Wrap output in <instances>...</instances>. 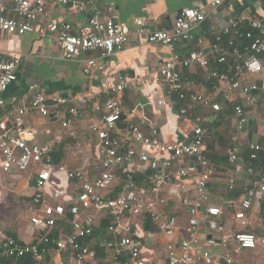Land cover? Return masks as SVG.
Returning a JSON list of instances; mask_svg holds the SVG:
<instances>
[{
	"label": "built area",
	"instance_id": "built-area-1",
	"mask_svg": "<svg viewBox=\"0 0 264 264\" xmlns=\"http://www.w3.org/2000/svg\"><path fill=\"white\" fill-rule=\"evenodd\" d=\"M99 0H0V33L23 36L36 33L52 36L65 60H76L90 55L85 61L84 73L98 80L96 94L48 96L37 84L31 86L32 98L18 100L9 105L5 92L18 79L21 59L0 56V176L24 173L38 167L37 192L29 205L31 224L45 232L40 242L23 243L13 237L0 235V260L31 257L34 264H50L46 255L52 241L50 235L58 229L67 212L75 217L71 234L56 242L58 252H70L75 261H96L97 252L85 240L92 237L96 228L95 212L110 220L103 235V245L112 252V261L124 264H154L144 256L143 245L133 224V219H147L165 238L166 264H234L230 252L233 244L241 250H255L257 236L246 231V216L259 198L264 201V176L245 188L246 196L237 206L230 202L225 208L210 205L209 183L218 175V168L205 154L207 130L201 119L195 118L192 107L181 108L179 119L186 137L173 142L164 141L160 129L147 112L139 123H131L122 132L118 125L125 114L122 95L129 88V79L110 72L112 57L125 48L132 35L131 29L120 20L113 5L107 14L96 10ZM57 2L71 14H90L87 25L76 27L72 22H52L37 26L47 6ZM225 5L233 8L231 0H211L202 8H189L179 13L171 29L151 32L148 43L165 46L171 58L162 60L156 72L163 96L160 105H167L172 95L201 107L221 111L211 98L194 92L191 83L183 79L179 68H200L208 72L213 91L224 93L226 100H243L256 105L264 97V86L254 80L264 72V18L223 20L217 11ZM208 30L201 26L211 21ZM135 24L146 27V19ZM212 36L210 49L204 47ZM209 40V39H208ZM180 43L195 45L186 57L178 54ZM223 68L212 67V64ZM189 92V96L186 94ZM96 100L95 111L100 120L89 127L96 136L98 154L102 160L98 175L91 177L81 170H68L53 162V144L38 145L31 142L32 132L25 128L29 113L43 117H62L65 113L77 116L79 109ZM143 110V107H142ZM237 126L242 130L247 124L243 104L234 106ZM73 119H65L66 136L77 137L72 129ZM119 134L120 136H118ZM139 146V147H137ZM250 162L256 161L264 150L263 144H248ZM227 158L234 173L254 175L252 165L243 159V147L235 132L227 147ZM145 175V187H138L137 173ZM57 172L80 185L77 203L68 211L63 205H51L45 193ZM118 184H122L118 185ZM123 188L116 193V188ZM236 178H230V190H235ZM115 189V194H114ZM188 211L186 237L177 240L178 217L168 213L171 203ZM235 211L238 230L229 229L222 221L224 209ZM264 209V206H263ZM87 216L80 218V214ZM1 224V223H0ZM220 250L221 253H214ZM63 264V263H61Z\"/></svg>",
	"mask_w": 264,
	"mask_h": 264
},
{
	"label": "crops",
	"instance_id": "crops-1",
	"mask_svg": "<svg viewBox=\"0 0 264 264\" xmlns=\"http://www.w3.org/2000/svg\"><path fill=\"white\" fill-rule=\"evenodd\" d=\"M211 0H99L96 10L107 14L110 5H113L120 20L131 29L132 35L128 44L112 57L110 72L113 75L122 74L129 79V88L122 95L125 109L123 121L118 125V132H122L131 123H139L144 112L154 120L160 129L161 138L167 142L186 137V131L179 119L181 108L192 107L195 118L201 119V126L207 130L205 140V154L212 164L218 168V175L209 183L210 205L223 207L230 202L237 206L245 198V188L252 185L256 180L264 176V150L259 153L256 161L250 162L248 144L264 145V97H261L256 105H249L243 100L228 101L224 93L213 91L212 83L207 71L200 68L187 69L180 67L179 71L183 79L189 81L194 89L203 96L211 98L213 103L221 106V111L215 113L212 108H205L193 104L190 99L181 100L172 95L166 98L167 105L159 104L163 96L161 83L158 81L156 72L162 60L169 59L172 53L165 46L148 43L151 32L161 29H171L174 22L185 9L202 8L210 4ZM233 8L228 5L217 11V17L223 20L242 18H264V0H231ZM90 14H71L69 9L57 2L47 6L45 13L40 17L37 26H45L49 23L72 22L76 27L85 26ZM137 19H146L147 25L141 28L135 24ZM211 21L204 23L200 30H208ZM209 39V40H208ZM204 47L210 49L213 38L210 35ZM195 49V45L180 43L177 52L186 57ZM0 56L18 57L21 65L18 69V79L5 92L4 98L9 105L18 100L32 98L30 88L37 84L48 96H74L96 94L99 85L98 80L84 73L85 61L90 55H83L76 60H65L60 48L52 36H40L36 33H28L23 36H10L0 33ZM212 67L223 68L216 63ZM254 80L264 86V72ZM189 96V92L186 93ZM96 100L80 107L77 116L68 113L62 117H43L38 113H29L25 119V128L32 132L29 136L31 142L54 146L64 144L54 154V163L64 166L68 170H81L86 175L96 177L101 165L98 154L97 138L90 133L89 127L99 123L100 116L95 111ZM243 104L247 114V124L240 130L237 126L234 114L235 104ZM143 107V110H142ZM72 118V129L77 137L66 136L67 130L62 122ZM235 132L239 138V144L243 147V159L252 165L255 174L244 172L236 175L228 162L227 147L231 142V134ZM120 136L119 134H117ZM60 145V146H61ZM59 146V147H60ZM139 147V146H137ZM38 167L24 173H12L8 176H0V235L4 237L15 236L23 243L40 242L45 232L34 227L30 219L23 218L22 201L32 202L36 189V177ZM151 171H141L137 177L149 175ZM236 178L235 190H230V178ZM121 185L122 184H118ZM147 184H144V187ZM116 188V193H117ZM123 188H121V193ZM80 185L76 181L69 180L66 173L57 172L51 179L45 193L51 198V205H63L66 210L77 202ZM117 193V194H118ZM115 194V189H114ZM264 201L258 199L253 208L247 214V229L258 238V247L255 250H241L233 244L230 252L234 257V264H264ZM171 214L178 217L179 231L177 240L186 237L188 211L185 207ZM25 211V210H24ZM30 215L29 208L25 213ZM96 228L92 237L85 240L91 243L97 252L96 261L83 263L73 259L70 252H58L55 247H50L46 259L50 264H115L112 261V252L102 243L105 230L110 225V220L101 213L95 212ZM87 216L80 214V218ZM75 219L67 212L66 218L59 222L57 229L58 237L65 239L71 234V222ZM107 221V227L103 223ZM223 223L231 230H238L239 222L235 218V211L224 209ZM149 220L136 218L133 224L137 229L144 256L154 264L167 263V251L165 238L159 232L152 229ZM56 232V231H55ZM14 238V237H13ZM101 249H104L101 252ZM100 250V251H99ZM221 253L220 250H213ZM103 254V255H101ZM125 255L120 263L128 261Z\"/></svg>",
	"mask_w": 264,
	"mask_h": 264
},
{
	"label": "trees",
	"instance_id": "trees-1",
	"mask_svg": "<svg viewBox=\"0 0 264 264\" xmlns=\"http://www.w3.org/2000/svg\"><path fill=\"white\" fill-rule=\"evenodd\" d=\"M60 145H57L54 148V151H53V160H54V154L57 152V149L58 148L62 149L64 147V144H62L61 146ZM53 162H55V161H53ZM54 164H56V163H54ZM145 183H146V181L144 180V178L139 175V177L137 179V185H138V187H143V185ZM120 190H121V186L118 187L117 193L120 192ZM176 206L177 205H176L175 202L171 203V206H170L169 209H167V211L169 210V212L171 214L176 213L179 210V209L176 208ZM149 224L152 226V229L154 231L158 232L157 229H156V227L153 226L151 222H149ZM107 225H108V222L105 221L103 223V228L104 227H107ZM55 231H53L52 234L50 235V238H51V241L52 242L49 245H46L47 248L56 247V242L58 241L59 237H58L57 230H55ZM13 237L16 238L15 236H13ZM103 251H104V249H101V252H103ZM101 255H103V254H101ZM0 264H34V263H33V260L31 259V257H24V258H16V259H1L0 260Z\"/></svg>",
	"mask_w": 264,
	"mask_h": 264
},
{
	"label": "rangeland",
	"instance_id": "rangeland-1",
	"mask_svg": "<svg viewBox=\"0 0 264 264\" xmlns=\"http://www.w3.org/2000/svg\"><path fill=\"white\" fill-rule=\"evenodd\" d=\"M22 207H23V214H22V216H23V218H25V220H28L29 221V219H30V215H26L25 213H26V211L28 210V208H29V203H28V201H26V200H23L22 201ZM25 210V211H24Z\"/></svg>",
	"mask_w": 264,
	"mask_h": 264
}]
</instances>
